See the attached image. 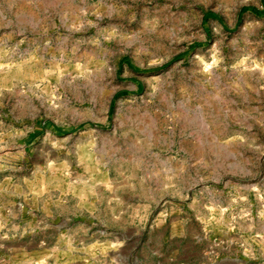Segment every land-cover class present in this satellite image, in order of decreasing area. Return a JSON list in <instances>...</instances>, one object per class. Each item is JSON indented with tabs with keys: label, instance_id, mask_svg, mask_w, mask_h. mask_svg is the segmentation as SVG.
<instances>
[{
	"label": "rangeland",
	"instance_id": "rangeland-1",
	"mask_svg": "<svg viewBox=\"0 0 264 264\" xmlns=\"http://www.w3.org/2000/svg\"><path fill=\"white\" fill-rule=\"evenodd\" d=\"M0 264H264V0H0Z\"/></svg>",
	"mask_w": 264,
	"mask_h": 264
}]
</instances>
